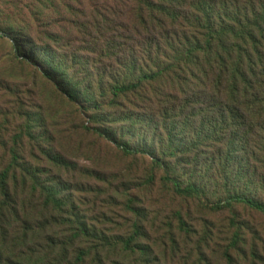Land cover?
Wrapping results in <instances>:
<instances>
[{
    "label": "rangeland",
    "instance_id": "1",
    "mask_svg": "<svg viewBox=\"0 0 264 264\" xmlns=\"http://www.w3.org/2000/svg\"><path fill=\"white\" fill-rule=\"evenodd\" d=\"M223 1L215 7L228 12L264 8V0ZM198 2L174 1V22L95 8L91 0H0V29L10 37L0 34V172L9 171L0 203L15 207L13 219L0 218V264H264V217L229 205L225 194L244 187L238 193L264 200V32L239 38L238 55L256 64L244 105L215 116L212 128L205 124L209 144L180 148L181 174L202 187L198 199L179 197L150 159L126 156L98 137L93 129L107 125L122 136L125 126L103 123L105 115L63 92L92 94L112 114L148 117L147 100L109 95L129 81L116 58H154L155 48L147 53L137 44L150 38L171 45L164 56L191 53L187 43L202 40V30L180 26L183 18L194 22ZM52 67L59 72L50 81L43 73Z\"/></svg>",
    "mask_w": 264,
    "mask_h": 264
},
{
    "label": "trees",
    "instance_id": "2",
    "mask_svg": "<svg viewBox=\"0 0 264 264\" xmlns=\"http://www.w3.org/2000/svg\"><path fill=\"white\" fill-rule=\"evenodd\" d=\"M174 1L176 0H114L108 5L107 1L104 3L103 0H99L98 3H94V0H91V4H95V8H130L132 15L135 14L134 17L138 15V19L144 18L145 12L149 16L158 14L161 18L177 22V9L172 7ZM216 1L199 0L196 6L199 10L193 19L194 22L191 18L189 20L183 18L184 23L180 27L187 25L189 28L202 30L199 35L203 37L195 44L187 43V47L191 48L188 55L173 58L164 56L163 48H170L171 45L166 41L161 43L155 38H150L137 44L147 49L144 50L147 53L155 48L154 58H151L150 53L144 60L137 55L116 58V64L126 71L124 77H128L129 81L111 87L109 95L115 99L134 95L144 102L147 100L152 108L148 117L134 118L119 112L112 114L108 108L97 103L92 94L83 96L80 92L68 88L63 91L72 102L83 100L89 109L105 115L103 123L111 122L113 127L123 124L125 127L122 136L119 129L115 132L108 129L107 125L93 131L90 128L86 130L94 132L126 156L150 159L164 172L165 177L162 181L170 184L179 197L187 199H198L202 187L193 175H189L185 180L181 174L180 166L184 165L186 160L180 148L186 146L190 152H194L202 139L205 144H209L213 137L208 133L205 124L208 127L214 126L215 116L218 119L220 116L223 118L224 111L231 110L232 105L242 103L244 105L245 99L248 98V74L253 71L256 64L238 55L243 50L239 45V38L244 36L252 38L256 36L257 31L264 32V8L259 14L256 8L250 5L239 6L240 8H233V11L228 12L229 9L224 7L217 9L214 4H225V1ZM244 14H252L253 20L243 19ZM243 24L248 25L245 33L237 30L243 28ZM0 34L4 38H10L2 29ZM205 36L208 39L203 41ZM106 47L108 50L111 48L110 45ZM43 51L45 60H51L52 56L48 51ZM149 66L154 69L145 71V67ZM106 71L107 78L113 76V69ZM58 72L56 67H52V70L43 74L48 80L53 81L52 75ZM146 95L152 97L147 99ZM215 109L217 113H214ZM112 117L114 120L110 121ZM186 165L190 166L189 163ZM8 173V170L0 172V195L4 201ZM239 190L247 191L244 187L242 189L236 186L225 189L227 203L243 205L264 217V200L251 199L238 193ZM51 197L53 195L49 193L48 198ZM10 207L15 209L13 204L0 203V218L13 219L14 212ZM8 264L35 262L28 258L25 263L9 261Z\"/></svg>",
    "mask_w": 264,
    "mask_h": 264
}]
</instances>
